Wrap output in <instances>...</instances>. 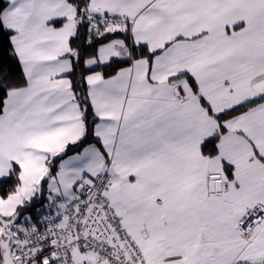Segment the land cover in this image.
<instances>
[{
    "label": "snow or ice",
    "instance_id": "1",
    "mask_svg": "<svg viewBox=\"0 0 264 264\" xmlns=\"http://www.w3.org/2000/svg\"><path fill=\"white\" fill-rule=\"evenodd\" d=\"M0 264H264V0H0Z\"/></svg>",
    "mask_w": 264,
    "mask_h": 264
}]
</instances>
